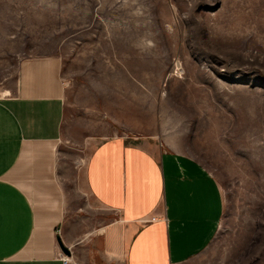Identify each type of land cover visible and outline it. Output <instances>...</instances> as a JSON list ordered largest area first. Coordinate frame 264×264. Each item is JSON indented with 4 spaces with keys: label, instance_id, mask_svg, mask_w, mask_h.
I'll return each instance as SVG.
<instances>
[{
    "label": "rangeland",
    "instance_id": "obj_1",
    "mask_svg": "<svg viewBox=\"0 0 264 264\" xmlns=\"http://www.w3.org/2000/svg\"><path fill=\"white\" fill-rule=\"evenodd\" d=\"M42 58L61 63L70 218L106 220L79 193L96 144L156 137L224 197L215 237L183 264H264V0H0V99Z\"/></svg>",
    "mask_w": 264,
    "mask_h": 264
},
{
    "label": "crops",
    "instance_id": "obj_2",
    "mask_svg": "<svg viewBox=\"0 0 264 264\" xmlns=\"http://www.w3.org/2000/svg\"><path fill=\"white\" fill-rule=\"evenodd\" d=\"M63 94L60 61L29 59L15 93L0 99V264H63L58 237L76 264H183L203 251L224 216L221 187L156 137L96 144L79 193L106 220L87 231L86 218L69 217Z\"/></svg>",
    "mask_w": 264,
    "mask_h": 264
},
{
    "label": "water",
    "instance_id": "obj_3",
    "mask_svg": "<svg viewBox=\"0 0 264 264\" xmlns=\"http://www.w3.org/2000/svg\"><path fill=\"white\" fill-rule=\"evenodd\" d=\"M57 241H58L59 247H60V249L62 250V252H63L65 255H68V256H69V255L71 254V253H70V250H69L68 247H66V246L64 245L62 239H61L60 237H58Z\"/></svg>",
    "mask_w": 264,
    "mask_h": 264
},
{
    "label": "built area",
    "instance_id": "obj_4",
    "mask_svg": "<svg viewBox=\"0 0 264 264\" xmlns=\"http://www.w3.org/2000/svg\"><path fill=\"white\" fill-rule=\"evenodd\" d=\"M58 232L60 233V230H58ZM61 260H62L63 264H76L68 256L62 255Z\"/></svg>",
    "mask_w": 264,
    "mask_h": 264
}]
</instances>
